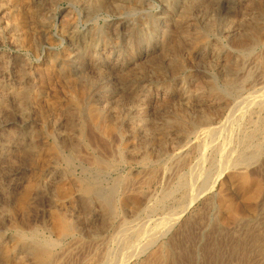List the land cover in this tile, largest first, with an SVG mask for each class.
<instances>
[{
  "label": "bare ground",
  "instance_id": "1",
  "mask_svg": "<svg viewBox=\"0 0 264 264\" xmlns=\"http://www.w3.org/2000/svg\"><path fill=\"white\" fill-rule=\"evenodd\" d=\"M45 1L47 2V4H48L47 6L49 8L54 9L53 6H54V2H56L55 0H45ZM71 1L77 3L84 10L83 12H85L86 16L93 15V12H95L96 10H98L100 8H105V7L107 8V4L111 5L112 7L116 8V9H118V8L123 9L127 13L128 12L134 13V11H136V12L140 11V9L142 7V5H141L142 0H71ZM15 2H18V5L19 4H24L26 6L28 5L27 7L30 8V11H28V13L24 11L23 16L29 17V19L33 18L34 21L31 20L33 23L35 22V19H37L39 22H42V21H44L45 18H44L43 10H41V8L37 5V4H39L38 2H35L37 4L32 3V5H31V3H29V1H27V0H0V39H3L2 42L8 41L9 43L14 45L15 47H18V46L22 45V43H21V41H22V39H21L22 38V35H21L22 30H20L18 22L13 21V18H12V16H14L16 13V11H12V9H14L12 6L15 4ZM159 2H160V6H161V11L159 13L145 14V13H142V12H144L143 10L141 11L142 14L139 15L138 14L139 12L137 13L139 15V18L134 19L135 21L133 22L134 23L133 24V33H134L135 37L137 38L136 44L138 42L142 43L145 41L150 42V43L151 42L156 43L157 39L162 40V41L165 40L166 34L164 32V29L162 30L163 27L161 28V25L166 21H171V24L172 23L175 24L174 27L177 31V39H178L177 44H176V42H174L176 44V48L180 49L182 47L183 48L189 47L190 48L189 51L193 53V58H191V59H194V60H196L197 58L202 56L199 58V61H198L199 64L197 66L198 68H196V67L195 68L198 71L197 73L207 72V69H209L212 64H215L214 62H219L218 61L219 60V53H220L221 48H222V46H221L222 43L220 44L219 39L217 38V33H218V35L224 34V36H225V34L230 32L229 29L232 28L231 27L232 25H230V24L233 22L234 17L232 20H230L232 18L230 16H232V15L229 16L230 17L229 19L225 15L224 16L226 18H223V19H215V17L213 19H211L215 14L212 17L210 16V18H208L209 16L205 17V14L203 15L204 11L201 8V10L203 11V12H201V10L199 8L201 0H159ZM221 2H227L229 4L234 5L235 2H238V0H208V4L210 5V8H211V6L216 7V6L220 5ZM43 3H45V2H43ZM260 4H261V2H260ZM152 5H154V4H152ZM222 5H224V4H222ZM257 6H258V4H257ZM261 7L263 8L262 5H261ZM16 8L17 7H15V9ZM44 8L45 7H43V9ZM142 9H144V8H142ZM21 10H19V12ZM216 10H213L212 12H214ZM208 11H209V9H208ZM96 12H98V11H96ZM262 12H260V13L262 14ZM67 13L69 14L68 11H67ZM20 14H22V13L20 12ZM47 14L49 15V13H47ZM46 15H45V17H46ZM138 15H137V17H138ZM234 15H235V13H234ZM20 16H22V15H20ZM217 16H220V15L217 14ZM217 16H216V18H217ZM224 16L222 15V17H224ZM254 16H256V15H254ZM241 17H243V16H241ZM16 18H18V17L16 16ZM58 20H59V18H58ZM26 23H27V21H26ZM250 23H251V21H250ZM69 24H70V22H69ZM30 25L31 24H29V26ZM32 25H34V24H32ZM45 25H46V23H45ZM73 26H75V25H73ZM37 27H38V25H37ZM131 27H132V25H131ZM247 27L249 28V25H247ZM253 27L254 28H252V31L255 33V35H258V33H261V35L264 36V33L262 34V32H263L262 28L263 27L261 28L260 25L256 26V27L254 25ZM237 28H239V27H237ZM26 29H28V28L26 27ZM35 29H36V27H35ZM74 29L70 30V33H69L71 41H72L71 43L73 44L71 49H72V51H75V50L78 51L79 43H80L79 42V35H81V34H78L79 32L75 31ZM104 29H105V27H104ZM39 30H40V28H39ZM39 30H38V32H39ZM90 30H91V28H90ZM90 30H88V31H90ZM93 31L95 32L93 34V36L89 37L88 40L86 39L87 41H85L84 43H80V44H82V46L96 48V46H97L96 38L98 37V34L100 35V32L97 31V29L96 30L94 29ZM176 31H174V34ZM28 32L29 31H27V33ZM102 32H103V30H102ZM166 32H167V30H166ZM32 33H34V31ZM91 34H92V32H91ZM170 36H172V38H173V35H170ZM30 37L31 36L28 35V38L26 39L29 43H31V40L29 39ZM221 38H220V40H221ZM98 39H100V38H98ZM170 39H171V37H170ZM223 39H224V37H223ZM249 39H251V37ZM260 41H264V40H260ZM139 43H138V45H139ZM74 44H76V46ZM253 44H254V42H253ZM163 45L165 46V44H163ZM249 46H250V44H249ZM167 47H165V48L167 49ZM174 47L175 46H173L172 48L174 49ZM227 47H230V46H227ZM247 47L248 46H246V48ZM244 48L245 47H243V49ZM248 48L246 50H248ZM141 49H142V47H141ZM160 49H161V47H160ZM166 49H163V50L165 51ZM243 49L241 50L242 53H243ZM260 49H262V48H260ZM184 50L185 49H183V51ZM69 51H70V49H69ZM176 51H175V54H176ZM186 52H188V51H186ZM238 52L240 53V49ZM244 52H245V50H244ZM255 52H257V51L255 50ZM258 52H259V50H258ZM260 52H259V55H260ZM79 53H78V55H79ZM252 53H253V51H252ZM8 54L5 57V59L8 57ZM153 54H154V52H153ZM156 54L158 55V53H156ZM67 55H68V53H67ZM71 55H72V57H71ZM71 55H70V57L69 56L67 57L66 55H64L63 58H61L63 65L66 66L67 68L72 65V62H73L72 58L78 57L77 54H76V56L73 54H71ZM20 57H19V59H20ZM164 57L166 58V56H164ZM164 57H163V59H164ZM176 57H174V58H176ZM180 57H182V55ZM244 57H245V55H244ZM254 57L255 56L253 55L252 58H254ZM49 58L52 59L51 57H49ZM143 58H146V56H144ZM252 58H250V59H252ZM260 58L261 57H259V59ZM12 59H15V57ZM137 59H136V61H138ZM91 60H92V58H91ZM94 60H96V59H94ZM159 60L160 59L158 58V61ZM249 60L247 57V63ZM175 61H177V60H175ZM191 61H193V60H191ZM10 62H12V61H10ZM50 62H51V60H50ZM93 62L95 63V61H93ZM128 62H129V60H128ZM145 62H148L147 59ZM211 62H213V63H211ZM252 62L255 63V59H253ZM258 62H259V60H258ZM136 63L139 64V62H136ZM174 63H176L175 67L173 66L175 70H173L172 74H175V72L180 70V67H181L180 63H178V62H174ZM249 63H250V61H249ZM17 64H19V63H17ZM155 65H156V63H155ZM136 66H137V64H136ZM139 66L141 69L142 68L144 69L145 65H144V63L141 64V62H140ZM99 67H101V65ZM129 67L128 68L126 67V68L129 69ZM255 67L256 66L253 67V71H254ZM261 67H262V65H261ZM10 68H9V71L6 72V73H8V75L10 72ZM73 68H74V65H73ZM101 68H103V67H101ZM101 68H100V71L103 70V69L101 70ZM165 68H166V66H165ZM215 68H216V66H215ZM234 68H235V66H234ZM143 69H142V71H143ZM145 69H146V66H145ZM97 70H98V68H97ZM162 70H164V69L162 68ZM168 70H169V68H168ZM11 71H12V69H11ZM65 71H67V70H65ZM153 71H155V69ZM230 71H232V70H230ZM260 71L258 72L259 74H260ZM17 72L15 71L14 73H16V75H17ZM47 72H48V70H47ZM125 72H127V70H125ZM192 72H194V70ZM256 72H254V73L256 74ZM10 73H12V72H10ZM19 73H20V71H19ZM244 73H246V71ZM250 73L252 75V71ZM221 74H222V72H221ZM225 74H227V73H224V75ZM231 74H232V76L235 75L233 73H231ZM26 75H27V73L25 74V76ZM77 75H79V74L76 73L74 70L72 72H68L66 74L68 79H72V80L79 77ZM195 75H196V73H195ZM13 76H14V74H13ZM80 76H82V75H80ZM7 77H9V76H7ZM20 77H21V75H20ZM22 77L24 78V76H22ZM83 77H84V75H83ZM128 77L129 76H126V78H128ZM177 77H179V76H177ZM218 77H219V75H218ZM225 77L226 76H224V79H225ZM165 78H167V77L165 76ZM207 78L208 77H206L205 79L207 80ZM246 78H247V76H246ZM171 79H173V78H171ZM184 79H185V77H184ZM186 79H188V75H187ZM211 79H212V77H211ZM211 79H208L209 81L207 83V89L204 88L205 90H207L208 94L216 93V90L218 89V87L216 86V84L214 82L211 83V81H210ZM224 79L222 81H224ZM227 79H228V77H227ZM240 79L242 80V78H240ZM250 79H251V77H250ZM58 80H61V79L59 78ZM72 80H70V82ZM174 80H177V79H174ZM78 81H80V78ZM189 81H191V79ZM186 82H187V80H186ZM195 82H197V81H195ZM240 82L241 81L238 80V83H240ZM37 83L40 84L39 81H37ZM190 83H193V82H190ZM225 83H227L224 86V88H225L224 91L226 93L225 92H222V93L230 95L229 96L230 97V103L228 104V108L230 109V107H232V110H235V114H236L235 118H233V119H235L234 121H233V119L230 120L231 118L230 119L227 118L230 120V122L232 121V123H230V124H228L229 122H227V123L223 122L222 124H220V123L217 124L216 123L217 121L215 122L214 118H212V116H211L212 114L210 115L211 117L204 114V115H200V118H198V117L194 118V119H191L190 117L186 118V117H188V116H186L187 114L184 115L185 112H184V114H182L183 112H179L178 110L176 111L177 112L176 114L174 113L175 116H173V117H171V115H170V114H172L171 112H170V114H168V117L170 115L171 118H168L167 116H166L167 117L166 118L164 116L165 119H163V120L161 119V117H159L157 120L152 119L153 121H151L146 117L148 115L145 116L146 113L144 114V112H143V105H144L143 103H144V100L146 99L144 91L141 94L138 93L137 97L134 96L135 99L132 98L133 102L131 101L132 102L131 104L127 103L130 106H128V109L126 111H124V109L122 108L124 111V112H122L123 114L118 116V115L114 114V113H117L116 111H114V112L111 111L113 117L110 113L111 118L106 119V116L105 115L103 116V114L98 109H96L95 107L89 108L83 104L85 99L84 100L82 99L83 100V102H82L81 98H80L81 95H82V97H84L83 95H85V93H86V92H84L83 87H82L83 90L79 89V94H73V95H70L69 97L63 95L65 98L67 97L63 101H61V100L59 101L58 99H60V98L57 95L56 96L58 98L56 97V98L51 99L50 104H52V106L54 105L53 106L54 108L57 105L63 104L64 108H65V112H66L65 115L66 114H67L66 116L69 115L70 118L72 116L73 120L71 118L72 129H70V131H69V128H68V131H69L68 133L65 132V131H67V129L64 130L63 127H62V130H64L65 133H61V132L57 133V132H55L56 129L54 130V132L51 129H50V131H49V129H47L48 130V131L46 130L47 135H48L47 137L50 136L52 140L49 142L47 141L46 144H41V143L37 142L36 141L37 138L35 140L33 139V134L39 135L40 133H35V132L33 133L32 130H27L26 128H25L26 130L24 129L21 132H16L14 130L15 129L14 127H11V129L14 128V129H12L13 130L12 131L9 128H6L8 125L7 122H2V123L0 122V163L1 162H3V163L10 162V164H12V165H19V166L21 164H28V165H32V166L34 165V167H35V172L33 171L35 173L34 177L32 176L33 177L32 179L28 178L30 180L29 181L27 180L28 182L26 181L27 183L26 182H25L26 184L24 183L25 186L23 185L24 186L23 189L19 191V195L17 196V202H16L17 206L15 207L12 205L14 208L13 211H15V213H12L13 211H9L8 207H6V210H8L9 212L7 211L6 214L2 212L3 210L0 211V222L2 223L1 224L2 227L0 226V264H168L169 257H170V249H169L170 245H167L166 242H163L162 241L163 238L161 239V237L165 236L164 234L167 231H169V229L172 227L175 220L178 218V216H180L179 214H181V212H183V210L187 207V205L189 203H191L195 198H197L200 194H202V192L210 189L215 184V182H217V180H221L222 172H224V176H225L226 181L234 182L236 190L238 192V196L240 199L242 198L241 200L244 201L245 207H244V205L242 207L240 204V209H239V204L237 202V198L235 196H232V194L230 195L229 193H226L225 189H222L221 190L222 192L220 191L221 193L218 195L219 207H220L221 214L227 215L230 219L231 218L236 219L239 214H242L241 212L248 214V212H250L251 210H254L251 203L252 202L254 203V200L257 199V197L261 195L264 188L262 189V186L260 183L261 180L260 181L255 180L256 178L252 179L249 175V172L247 171L248 169H246V168L248 165H249L248 166V168H249L250 165L254 162L260 163L259 161H261V160H259V158L264 152V83L259 84L260 82L255 83L252 81V83L250 84L248 82L250 84L251 89H249L250 94L246 95V96L241 91V89L243 87L241 88L240 84H238L237 82L232 80V78H231V80L229 79ZM48 84H49V82H48ZM51 84H53V83H51ZM77 84H78V82H77ZM167 84H168V82H167ZM180 84H181V82H180ZM184 84H182V86ZM33 85L29 86V85L23 84L22 86L20 85L21 87H16V86L12 87L9 83L5 82L4 80H0V114L4 113L3 110H6V107L11 102H13L15 104V112L17 111L16 114H18V115L20 114L21 117H25L26 112H28V107L34 99L33 98V96H34L33 95V87H32ZM147 85L149 87V84H147ZM242 85H244V83ZM35 86H36V84H35ZM92 86H93V83H92ZM87 87H88V85H87ZM77 88H80V87H77ZM244 88H245V85H244ZM72 89L73 88H71V90ZM139 89H141V88H139ZM148 89L149 88H147V90ZM204 89L202 88V86L201 87H193V88L191 86H188L186 88L187 94L184 98L185 100L181 99L183 102H181L180 104L184 103V101L189 100L190 96L193 93H197V92L202 93L204 91ZM35 90H37V89H35ZM86 90H87V88H86ZM117 90H119V89H117ZM77 91H78V89H77ZM135 91L138 92L137 90H135ZM179 91L181 92V90H179ZM208 94H207V96H208ZM35 95H36V93H35ZM87 97H88V95H87ZM36 98H38V97H36ZM63 98L61 97V99H63ZM127 98H128V96H127ZM212 98H213V96H212ZM213 99H215V98H213ZM216 99H220V98L216 97ZM170 100L171 99L167 100L168 103ZM173 100H174V98H173ZM221 100H219V101H221ZM87 101H89V100H87ZM126 101H127V99H126ZM213 102H214V100H213ZM217 102L218 101H216V103ZM225 102H227V101H225ZM225 102H223V103H225ZM172 103H175V102H172ZM112 104H113V102H112ZM206 104H207V101H206ZM41 105H42V103H41ZM30 106L34 107L35 105H30ZM165 106H166V103H165ZM169 106H171V105H169ZM207 106H208V104H207ZM224 106H227V105H224ZM35 107H37V105ZM60 107H61V105L59 106V108ZM86 107H87V109H86ZM173 107H174V104H173ZM221 107H219V108H221ZM44 108H45V106H44ZM59 108H57V110ZM171 108H170V111H171ZM217 108L218 107L214 108V109H216L215 111H217ZM219 108H218V110H219ZM36 109H38V107ZM122 109H121V111H122ZM203 109H201V110H203ZM32 110H33V108H32ZM182 110H184V108ZM223 110H224V107H223ZM236 110H237V112H236ZM105 111H106V109H105ZM209 111H210V108H209ZM120 112H118V114ZM162 112L164 113L166 111H162ZM172 112H174V111H172ZM201 112H203V111H201ZM224 112H227V111H224ZM44 113H46V112H44ZM166 113L164 115H166ZM186 113H187V110H186ZM215 113H217V112H215ZM215 113H214V115H215ZM206 114H207V112H206ZM218 114H216V117ZM225 114H227V113H225ZM39 115H41V114H39ZM220 115L221 114H219V117H220ZM158 116H161V115H158ZM192 117H194V115ZM224 117H225V115H224ZM3 119H5V118H3ZM56 119H58V118H56ZM56 119H55V122H56ZM6 120H8V119H5V121ZM25 120H24V123L25 122L27 124L30 123V122H28V119H25ZM58 121H59V123H61L60 120H58ZM63 122H64V120H63ZM214 122L217 125H215ZM68 123H70V121ZM68 123H66V124H68ZM86 124L88 125V127L89 126L92 127L93 128L92 130L95 131V133H99V134L102 133V136L104 134L108 135V134H113V133L118 135L120 142L118 141L119 144H117L115 146L113 145L115 148L114 149L115 150L114 151V153H115L114 158L113 157L110 158L109 156H107V155L105 156L104 154H103L104 156H101V154L100 155L99 154H92L89 158L87 157L88 158L87 160H82L81 158L76 156L74 149H76L75 146L77 144L79 145V143L82 142V144H81L82 146H84V145L87 146V141H86L87 139L83 137V133H86V132H83ZM22 126H24V125H22ZM31 126L32 125L30 124V127ZM59 128H60V126H59ZM65 128H67V127H65ZM19 130H21V129H19ZM57 130L60 131V129H57ZM222 131L224 133L223 137L221 139L217 138L219 135H221L220 133H222ZM176 132H177V134H176ZM44 134L46 135V133H44ZM92 135H90V136H92ZM40 136H41V134H40ZM109 136L110 135H108V137ZM103 137H105V136H103ZM176 137H177V139H176ZM40 138H39V140H41ZM89 138H91V137H89ZM108 139H111V138H108ZM176 140L179 143L177 146L175 145L177 142ZM93 141H94V138H93ZM88 142H89V140H88ZM90 143H91V141H90ZM112 144H114V143H112ZM109 145H111V144H109ZM209 145L212 148V150L209 154L210 156L207 158H203V156L205 155L204 151H206L205 149ZM94 146L95 145H93V147ZM96 146H98V145H96ZM97 148H99V147H97ZM83 149L85 150V147ZM100 149H101V147H100ZM90 150H91V148L88 151H90ZM109 150H111V149H109ZM103 152H105V151H103ZM79 153H81V151ZM95 153H96V151H95ZM101 153H102V151H101ZM89 154L90 153L85 154V155L87 156ZM79 156H80V154H79ZM83 157L85 159L84 155H83ZM254 164H256V163H254ZM124 166H126V167L128 166L130 168L129 170L131 171V174L135 173L134 171H140L139 175L137 173H135L134 175H129V173L128 174L123 173L122 170L124 169L123 168ZM136 166H138L139 168ZM0 167H1V165H0ZM75 167L79 168L78 173L74 172L76 169ZM32 170H33V168H32ZM129 170H125V171H129ZM158 173H161V175L164 178H165L164 175L168 174L167 179H166L167 181L165 183L162 182L163 185L160 184L163 187L162 188L159 187L160 189L157 192L153 193V192L147 191L146 185ZM8 175H7V177H8ZM161 175H159V176H161ZM0 178H1V176H0ZM11 179H12V177H11ZM157 179H158V177H157ZM161 179H163V178L161 177ZM161 181H163V180H161ZM218 187H220V186H218ZM123 190H124V193H122V194H125L126 191L127 192L133 191L135 194H138L139 196H138V198H137V196H136V198L135 197L132 198V197H127V194H125L126 197L124 195V198H122L123 196L120 198L119 194H121V192ZM2 191H4V190H2ZM39 193L40 194L48 193L47 197L49 195L52 197H54V195L58 196V197L62 196L63 198L65 197L70 203L75 202V205H77V210H78V208H81L83 211H85V213H83V214H85V220H86L85 222L86 223L88 222L90 225H91V223H94L95 228L97 226L96 224H98L100 226L101 231H99V230L96 231L95 229H93L91 227L89 229V231L85 232V233H88L87 236H90V239L92 238L91 240L89 239V243L87 244V242L84 239H82L84 241H77L78 240L77 233H78L79 227H78V230L76 228L78 226L77 225L78 222L75 224L74 223L75 221H73L74 220L73 218H72V221L69 220L66 213H63L62 211L60 212V210L56 211L54 208V211L52 210V213H51V218H50L51 221L48 220L49 214L47 215L46 224L44 223L45 224L44 229L49 231L48 233H50V234L54 233L55 237L52 238V237H49L47 235L45 236L44 234L41 233L42 229L40 230L39 229L40 227H38L35 223H33V221H31L32 218L30 217V214L32 213V202L34 201L33 198L34 197L36 198L37 194H39ZM230 193H232V192H230ZM8 194H9V192H8ZM235 195H237V194H235ZM9 196H10V194L8 195V199H11V198H9ZM50 196H49V199L51 198ZM215 196H216V194H215ZM41 198H42V196H41ZM44 198H46V197H44ZM36 199H39V198H36ZM55 199L57 200V198H55ZM50 202L51 203H49V205L52 207V205H54V202L51 201V199H50ZM4 203L6 204V202H4ZM55 203H58V202L55 201ZM64 203H65V201H64ZM70 203H68V204L70 205ZM68 204H66V205H68ZM14 205H15V203H14ZM3 206H6V205H3ZM56 207H57V205H56ZM61 207H62V204L60 205V208ZM74 207L75 206H73L72 208H74ZM241 207H242V209H241ZM37 209L38 208H36V209L34 208L35 212L38 211ZM51 209H49V213H50ZM41 210H39V211H41ZM64 210L67 211L66 208H64ZM69 210L71 211V209H69ZM73 211L71 213H73ZM78 211H77V215H78ZM253 213H254V211H253ZM14 214L20 215V217H19L20 219L19 220L16 219L18 217L15 215L16 216V218H15ZM69 215H70V213H69ZM31 216H33V214ZM79 216H80V213H79ZM76 218L77 217H75V219ZM225 218L226 217H224V218L222 217L221 221H224ZM70 219H71V217H70ZM21 220H23V221L21 222ZM33 220H36V219H33ZM218 220L220 221V219H218ZM229 220H227V221H229ZM236 222H234V223H236ZM36 223L39 224L38 222H36ZM227 223H225V224H227ZM221 224H224V223L221 222ZM80 226H82V225H80ZM99 226H97V229ZM80 228H82V227H80ZM204 229H205V227H204ZM204 229H202V230L204 231ZM48 233H46V234H48ZM187 235H185V236H187ZM95 236L96 237L99 236L98 239H96ZM191 236L189 239H192ZM68 238L71 242L70 243L71 245H68V246L65 245L64 247L60 248V246L62 245V244L60 245V241H62V239H68ZM87 238H89V237H87ZM92 240H94L93 244L91 242ZM8 241H9V244L7 243ZM184 241H185V238H184L183 242ZM167 243H168V241H167ZM190 243H191V241H190ZM194 243H196V241H194ZM211 244H213V242ZM211 244L207 245L208 247H205V248H203V246H202V248L204 249L202 252L205 251V254H207V253L209 254V251L211 249ZM153 245H155L154 249L149 250L150 246L152 247ZM216 245H217V243H216ZM217 246H213L214 248L216 247L215 249H213V252H215L214 253L215 254V256H214L215 260L216 259L219 260L218 261L219 264H225L224 261H222V258L224 255L222 252L223 248L221 247L220 249H218L219 247L217 248ZM173 247H175V246H173ZM173 247H171V248H173ZM179 247H180V245H179ZM73 250H75L79 253H82V252L83 253L75 255ZM176 250L177 249H175V251ZM192 256H194V255H192ZM198 256L199 255L197 254L196 257H198ZM179 257H180V255H179ZM174 259H176V258H174ZM208 259H210V258H208ZM198 261H199V259H198ZM195 263H197V262H195ZM174 264H175V262H174ZM180 264H181V262H180Z\"/></svg>",
  "mask_w": 264,
  "mask_h": 264
},
{
  "label": "rangeland",
  "instance_id": "2",
  "mask_svg": "<svg viewBox=\"0 0 264 264\" xmlns=\"http://www.w3.org/2000/svg\"><path fill=\"white\" fill-rule=\"evenodd\" d=\"M29 1V3H34L37 4L35 2H38L39 4H37L41 10H43L44 12V21L39 22L37 19H35V22L33 23L32 21H34V19H29V17H24V11L28 13V11H30V8L27 7L24 4H19L18 2H15V4L12 6L14 9L15 7H17L15 10L12 9V11H16L15 15L12 16L13 21L18 22L19 28L20 30H22V45L15 47L14 45H12L11 43H9L8 41H3V39H0V80H4L5 82L9 83L12 87H21L23 84L24 85H33V101L30 103V105H37L38 109H36L37 107H31L29 105L28 107V112H26L25 117H21V115L16 114L17 111L15 112V104L13 102H11L7 107L6 110H3L4 113L0 114V122H7V127L10 130L14 129L16 132H21L23 131L25 128L27 130H32L33 133H40L39 135H35L33 134V139L36 141L41 143V144H46L47 141H51V137H47V132L46 130L50 129L54 132V130L56 129L55 132L59 133H68L70 131V129H72L71 126V122L73 120L72 116V120L71 118L65 115V108L63 104L61 105V109L59 108L60 105H57L55 108L52 106L51 103V99L52 98H56L57 96L60 98L58 99L59 101H63L65 100L67 97H69L70 95L73 94H79V89L83 90L85 95H83L84 97H82L81 95V101L83 102V104L89 108L95 107L96 109H98L103 116H106L107 118H111L110 116L112 115V112L116 111L117 113H114L115 115H121L123 114L122 112L126 111L128 109V106H130L129 104H131L133 102V99H135V97L138 96V93L141 94L143 91L145 92V99L144 100V105H143V112L149 120L153 121L152 119L157 120L159 117H161V119H165V117H168V114H170V112L173 114H170L171 117L175 116V114L177 113L176 111L178 110L179 112H183L182 114H185L186 118H200V115H207V116H212V118H214V121L218 124H222L223 122H229L228 124L232 123V121L230 122V120H232L233 118H235L236 114H235V110H232V107H230V109L228 108V104L230 103V95L225 94L226 92L224 91V86L227 84L225 82H227L229 79L234 80L235 82L238 83V80L241 81L240 86H241V91L244 93V95H249L250 91V84L253 82H260L259 84H263L264 83V41H260V40H264V36L261 35V33H258V35H255V33L252 31V28H254L253 26H261V28L263 29L262 34L264 33V0H238V2H235V4H229L227 2H221L220 5L213 7L208 4V0H201L200 3V10L202 8L203 15L205 14V17L210 18V16L212 17L214 14V16L211 18L213 19L215 17V19H223L228 17V19L230 17H232L230 20L233 19V22L230 24L232 25L231 29H229L230 32H228L227 34L222 35H218L217 33V38L219 39L220 44L222 43V48L221 51L219 53V62H214L215 64H212L210 66L209 69H207V72H201V73H197L198 71L196 70V68H198V64H199V58L202 57L200 56L199 58H197L196 60L191 59L193 58V53L189 51V47L186 48H176V44H177V31L174 27V23L171 24V21H166L161 25L162 30L164 29V32L166 34V38L165 40H159V39H155L156 43H150V42H142V43H138L136 44V37L133 33V22L135 21L134 19H138L139 15L142 13L145 14H154V13H159L161 11V6H160V2L159 0H142V7L140 9V11H134V13L132 12H126L123 9H116L114 7H112L111 5L107 4V8H100L96 11L98 12H93V15L91 16H86L85 12H83L84 10L75 2L71 1V0H55L56 2H54V9L49 8L47 5V2L45 0H27ZM146 1V2H145ZM45 2V3H43ZM151 2V3H150ZM203 2V3H202ZM248 2V3H247ZM258 2V3H257ZM261 2V4H260ZM144 3V4H143ZM250 3V4H249ZM43 4V5H42ZM45 4V5H44ZM154 4V5H152ZM224 4V5H222ZM238 4V5H237ZM244 4V5H243ZM247 4V5H246ZM252 4V5H251ZM255 4V5H254ZM258 4V6H257ZM17 5V6H16ZM21 5V6H20ZM72 5V6H71ZM208 7H207V6ZM232 5V6H231ZM246 5V6H245ZM261 5L263 6V8L261 7ZM21 8H20V7ZM26 6V7H25ZM109 6V7H108ZM144 6V7H143ZM43 7H45L43 9ZM75 7V8H74ZM246 7V8H245ZM48 8V9H47ZM144 8V9H142ZM209 11H208V9ZM235 8V9H234ZM18 9V10H17ZM23 11H22V10ZM26 9V10H25ZM69 9V10H68ZM111 9V10H110ZM148 9V10H147ZM205 9V10H204ZM218 11H217V10ZM243 9V10H242ZM19 10H21L20 12L22 14H20ZM72 10V11H71ZM77 10V11H76ZM144 11L141 13V11ZM213 10H216L214 12H212ZM67 11L69 12V14L67 13ZM81 13H80V12ZM110 11V12H109ZM206 11V12H205ZM263 11V12H262ZM22 16H20L18 13ZM49 13V15L47 13ZM109 12V13H108ZM113 12V13H112ZM139 12V13H138ZM151 12V13H150ZM211 14H210V13ZM231 12V13H230ZM262 12V14L260 13ZM42 13V12H41ZM47 15H46V14ZM96 15H95V14ZM107 13V14H106ZM139 15H138V14ZM235 13V15H234ZM244 13V14H243ZM251 13V14H250ZM55 14V15H54ZM60 14V15H59ZM67 14V15H66ZM73 14V15H72ZM82 16H81V15ZM220 15V16H217ZM228 14V15H227ZM46 15V17H45ZM120 15V16H119ZM129 15V16H128ZM131 15V16H130ZM138 15V17H137ZM222 15L224 17H222ZM232 15V16H230ZM238 17H237V16ZM256 15V16H254ZM16 16L18 18H16ZM68 16V17H67ZM72 16V17H71ZM97 16V17H96ZM217 16V18H216ZM230 16V17H229ZM240 16V17H239ZM243 16V17H241ZM65 17V18H64ZM89 17V18H88ZM106 17V18H105ZM131 17V18H130ZM137 17V18H136ZM59 18V20H58ZM88 18V19H87ZM126 18V19H125ZM244 18V19H243ZM246 18V19H245ZM257 18V19H256ZM261 18V19H260ZM49 19V20H48ZM64 19V20H63ZM133 19V20H132ZM32 20V21H31ZM66 20V21H65ZM128 20V21H127ZM253 20V21H252ZM263 20V21H262ZM27 21V23H26ZM64 21V22H63ZM90 21V22H89ZM241 23H240V22ZM251 21V23H250ZM21 22V23H20ZM29 22V23H28ZM67 22V23H66ZM70 22V24H69ZM72 22V23H71ZM130 22V23H129ZM38 23V24H37ZM46 23V25H45ZM61 23V24H60ZM235 23V24H234ZM240 23V24H239ZM29 24H31L29 26ZM34 24V25H32ZM38 27H37V25ZM63 24V25H62ZM245 24V25H244ZM72 25V26H71ZM75 25V26H73ZM89 25V26H88ZM94 25V26H93ZM132 25V27H131ZM167 25V26H166ZM247 25H249V28L247 27ZM36 29H35V27ZM40 26V27H39ZM70 26V27H69ZM99 26V27H98ZM169 26V27H168ZM23 27V28H22ZM25 27V28H24ZM26 27L28 29H26ZM62 27V28H61ZM95 27V28H94ZM98 27V28H97ZM105 27V29H104ZM166 27V28H165ZM171 27V28H170ZM239 27V28H237ZM245 27V28H244ZM247 27V28H246ZM32 28V29H31ZM40 28V30H39ZM75 28V29H74ZM91 28V30H90ZM25 31H24V30ZM39 32H38V30ZM74 29L75 31L79 32V42L80 43H84L85 41H87L89 39V37L93 36V34L95 33L93 30L97 29V31L100 32V35L98 34V37L96 38L97 41V46L96 48H91V47H85L82 46V44L79 43V48L78 51H72L71 47L73 46V44L71 43V38H70V30ZM99 29V30H98ZM169 29V30H168ZM233 29V30H232ZM90 30V31H88ZM103 30V32H102ZM167 30V32H166ZM248 30V31H247ZM24 31V32H23ZM27 31H29L27 33ZM34 31V33L32 32ZM64 31V32H63ZM69 31V32H68ZM173 31V32H172ZM174 31L175 34H174ZM235 31V32H234ZM246 33H245V32ZM31 32V33H30ZM92 32V34H91ZM125 32V33H124ZM253 32V33H252ZM40 33V34H39ZM87 33V34H86ZM249 33V34H248ZM31 36L29 39L31 40V43H29L26 39L28 38V35ZM31 34V35H30ZM34 34V35H33ZM48 34V35H47ZM85 34V35H84ZM102 34V35H101ZM128 34V35H127ZM247 34V35H246ZM27 35V36H26ZM51 35V36H50ZM90 35V36H89ZM108 35V36H107ZM132 35V36H131ZM168 35V36H167ZM173 35V38L172 36ZM228 35V36H227ZM244 35V36H243ZM34 36V37H33ZM42 36V37H41ZM247 36V37H246ZM253 36V37H252ZM53 37V38H52ZM88 37V38H87ZM171 37V39H170ZM176 37V38H175ZM222 37V38H221ZM224 37V39H223ZM238 37V38H237ZM251 37V39L249 38ZM56 38V39H55ZM100 38V39H98ZM104 38V39H103ZM221 38V40H220ZM33 39V40H32ZM87 39V40H86ZM242 39V40H241ZM260 39V40H259ZM26 42H25V41ZM57 40V41H56ZM82 42H81V41ZM106 40V41H105ZM172 40V41H171ZM228 40V41H227ZM250 40V41H249ZM168 41V42H167ZM248 41V42H247ZM160 42V43H159ZM176 42V44L174 43ZM229 42V43H228ZM234 42V43H233ZM244 42V43H243ZM251 42V43H250ZM254 42V44H253ZM259 42V43H258ZM25 43V44H24ZM38 43V44H37ZM144 43V44H143ZM263 43V44H262ZM32 44V45H31ZM165 44V46L163 45ZM172 44V45H171ZM250 44V46H249ZM30 45V46H29ZM76 46V44H74ZM150 45V46H149ZM248 46V50H246V46ZM256 47H255V46ZM14 46V47H13ZM156 46V47H155ZM168 46V47H167ZM173 46L174 49L172 48ZM224 46V47H223ZM230 46V47H227ZM29 47V48H28ZM142 47V49H141ZM161 47V49H160ZM167 47V49L165 48ZM243 47H245L243 49ZM253 47V48H252ZM17 48V49H16ZM32 48V49H31ZM132 48V49H131ZM150 48V49H149ZM236 48V49H235ZM243 49V53L241 52V50ZM262 48V49H260ZM34 49V50H33ZM70 49V51H69ZM163 49H166L165 51ZM178 49V50H177ZM183 49H185L183 51ZM240 49V53L238 52ZM252 49V50H251ZM260 55H259V52ZM11 50V51H10ZM163 50V51H162ZM177 50V51H176ZM245 50V52H244ZM251 52H250V51ZM255 50L257 52H255ZM27 51V52H26ZM33 51V52H32ZM68 51V52H67ZM72 51V52H71ZM92 51V52H91ZM143 51V52H142ZM168 51V52H167ZM174 51V52H173ZM176 51V54H175ZM182 51V52H181ZM188 51V52H186ZM233 51V52H232ZM253 51V53H252ZM7 52V53H6ZM81 54H80V53ZM130 52V53H129ZM154 52V54H153ZM181 52V53H180ZM250 54H249V53ZM9 53V54H8ZM20 53V54H19ZM66 53V54H65ZM68 53V55H67ZM79 53V55H78ZM93 53V54H92ZM97 53V54H96ZM140 53V54H139ZM145 53V54H144ZM158 53V55L156 54ZM161 53V54H160ZM164 53V54H163ZM170 53V54H169ZM192 53V54H191ZM234 53V54H233ZM245 53V54H244ZM252 53V54H251ZM262 53V54H261ZM6 54V55H5ZM8 57L5 59V57ZM73 54L78 57L72 58L73 62L72 65L70 67H66L63 65L61 58H63L64 55H66L67 57ZM132 54V55H131ZM163 54V55H162ZM185 54V55H184ZM16 55V56H15ZM49 55V56H48ZM151 55V56H150ZM157 55V56H156ZM166 56V58L163 57ZM182 55V57L180 56ZM187 55V56H186ZM233 55V56H232ZM245 55V57H244ZM250 57H249V56ZM253 55L255 56L254 58ZM21 56V57H20ZM60 56V57H59ZM133 56V57H132ZM137 56V57H136ZM141 56V57H140ZM144 56H146V58H143ZM149 56V57H148ZM161 56V57H160ZM169 56V57H168ZM177 56V57H176ZM190 56V57H189ZM239 56V57H238ZM243 56V57H242ZM15 59H12L14 58ZM20 57V59H19ZM49 57H51L52 59H50ZM56 57V58H55ZM72 57V55H71ZM151 57V58H150ZM157 59H156V58ZM176 57V58H174ZM247 57L248 60L250 58L248 63H247ZM259 57H261L259 59ZM10 58V59H9ZM30 58V59H29ZM77 58V59H76ZM92 58V60H91ZM134 58V59H133ZM138 58V59H137ZM150 58V59H149ZM158 58L160 59L158 61ZM163 60H162V59ZM168 58V59H167ZM174 58V59H173ZM230 58V59H229ZM237 58V59H236ZM244 58V59H243ZM4 59V60H3ZM55 59V60H54ZM75 59V60H74ZM96 59V60H94ZM99 59V60H98ZM136 59L138 61H136ZM143 59V60H142ZM147 59L148 62H145ZM167 59V60H166ZM189 59V60H188ZM255 59V63L252 62V60ZM2 60V61H1ZM14 60V61H13ZM24 60V61H23ZM29 60V61H28ZM51 60V62H50ZM129 60V62H128ZM177 60V61H175ZM193 60V61H191ZM259 60V62H258ZM12 61V62H10ZM23 61V62H22ZM95 61V63L93 62ZM162 61V62H161ZM173 61V62H172ZM180 61V62H179ZM57 62V63H56ZM136 62H139L136 63ZM140 62L141 64L144 63V69L142 71V69L140 68ZM158 62V63H157ZM174 62H178L180 63V70L176 71L175 74L173 73L175 64ZM187 62V63H186ZM243 62V63H242ZM252 62V63H251ZM7 63V64H6ZM15 63V64H14ZM19 63V64H17ZM62 63V64H61ZM135 65H134V64ZM156 63V65H155ZM165 63V64H164ZM184 63V64H183ZM197 63V64H196ZM213 63V62H211ZM238 63V64H237ZM257 63V64H256ZM2 64V65H1ZM13 64V65H12ZM25 66H24V65ZM27 64V65H26ZM137 64V66H136ZM149 64V65H148ZM152 64V65H151ZM163 64V65H162ZM195 64V65H194ZM242 64V65H241ZM255 64V65H254ZM259 64V65H258ZM11 67H9V66ZM20 67H19V66ZM50 65V66H49ZM74 65V68H73ZM98 65V66H97ZM101 65V67H99ZM166 68H165V66ZM171 65V66H170ZM241 65V66H240ZM259 67H258V66ZM262 65V67H261ZM5 66V67H4ZM8 66V67H7ZM16 66V67H15ZM18 66V67H17ZM47 66V67H46ZM55 66V67H54ZM64 66V67H63ZM95 66V67H94ZM130 66V67H129ZM135 66V67H134ZM170 66V67H169ZM174 66V67H173ZM216 66V68H215ZM228 66V67H227ZM233 66V67H232ZM235 66V68H234ZM245 66V67H244ZM256 66L254 68L253 71V67ZM23 67V68H22ZM27 67V68H26ZM98 70H97V68ZM129 67V69L127 68ZM132 67V68H131ZM196 67V68H195ZM239 67V68H238ZM10 68V73L9 75L8 72ZM29 68V69H28ZM33 68V69H32ZM56 68V69H55ZM70 68V69H69ZM100 68L102 71H100ZM131 68V69H130ZM137 68V69H136ZM150 68V69H149ZM162 68L164 70H162ZM169 68V70H168ZM173 68V69H172ZM232 68V69H231ZM239 70H238V69ZM12 69V71H11ZM16 69V70H15ZM150 71H149V70ZM155 69V71H153ZM236 69V70H235ZM242 69V70H241ZM247 69V70H246ZM251 69V70H250ZM3 70V71H2ZM20 73H19V71ZM27 70V71H26ZM30 72H29V71ZM38 70V71H37ZM48 70V72H47ZM62 70V71H61ZM67 70V71H65ZM75 71L76 73H78L79 77H77L76 79H68V77L66 76V74L68 72H72ZM125 70H127V72H125ZM135 72H134V71ZM142 72H141V71ZM146 70V71H145ZM194 70V72H192ZM230 73H228L227 71ZM232 70V71H230ZM250 70V71H249ZM260 71V74L258 73ZM17 72L16 73L14 72ZM34 71V72H33ZM54 71V72H53ZM56 71V72H55ZM100 71V72H99ZM124 71V72H123ZM172 71V72H171ZM212 71V72H211ZM225 71V72H224ZM237 71V72H236ZM243 71V72H242ZM246 71V73H244ZM252 71V75L251 72ZM257 71V72H256ZM102 72V73H101ZM121 72V73H120ZM129 72V73H128ZM222 72V74H221ZM239 72V73H238ZM256 72V74L254 73ZM27 73V75L25 76V74ZM39 73V74H38ZM43 73V74H42ZM53 73V74H52ZM126 73V74H125ZM169 75H168V74ZM188 73V74H187ZM196 73V75H195ZM224 73H227L224 75ZM235 74L234 76H232V74ZM259 75H258V74ZM14 74V76H13ZM19 74V75H18ZM51 74V75H50ZM136 74V75H135ZM140 74V75H139ZM171 74V75H170ZM185 74V75H184ZM193 74V75H192ZM239 74V75H238ZM21 75V77H20ZM44 75V76H43ZM58 75V76H57ZM82 75V76H80ZM84 75V77H83ZM86 75V76H85ZM143 75V76H142ZM179 77H177V76ZM188 75V79L190 78L191 81H189L188 79H186ZM195 75V76H194ZM202 75V76H201ZM207 75V76H206ZM219 75V77H218ZM242 77H241V76ZM251 75V76H250ZM2 76V77H1ZM6 76V77H5ZM9 76V77H7ZM12 76V77H11ZM18 76V77H17ZM24 76V78L22 77ZM36 76V77H35ZM43 76V77H42ZM126 76H129L128 78H126ZM160 78H159V77ZM165 76L167 78H165ZM176 76V77H175ZM190 76V77H189ZM215 76V77H214ZM224 76L225 79H224ZM247 76V78H246ZM256 76V77H255ZM35 77V78H34ZM42 77V78H41ZM51 77V78H50ZM134 77V78H133ZM136 77V78H135ZM185 77V79H184ZM206 77L207 80L205 79ZM212 77V79H211ZM228 77V79H227ZM249 77V78H248ZM251 77V79H250ZM259 77V78H258ZM11 78V79H10ZM45 78V79H44ZM53 78V79H52ZM61 80H58V79ZM80 78V81H78ZM143 78V79H142ZM158 80H157V79ZM162 78V79H161ZM173 78V79H171ZM182 80H181V79ZM194 78V79H193ZM238 78V79H237ZM242 78V80L240 79ZM244 78V79H243ZM246 78V79H245ZM49 79V80H48ZM69 81H68V80ZM84 79V80H83ZM88 79V80H87ZM133 81H132V80ZM177 79V80H174ZM180 79V80H179ZM184 79V80H183ZM193 79V80H192ZM197 79V80H196ZM208 79H211V83H215L216 86L218 87V89L216 90V93L213 94H208L207 93V83H208ZM217 79V80H216ZM224 79V81H222ZM236 79V80H235ZM260 79V80H259ZM12 80V81H11ZM23 80V81H22ZM26 80V81H25ZM32 80V81H31ZM65 80V81H64ZM67 80V81H66ZM70 80H72L70 82ZM93 80V81H92ZM152 80V81H151ZM187 80V82H186ZM204 80V81H203ZM216 80V81H215ZM245 80V81H244ZM255 80V81H254ZM257 80V81H256ZM22 81V82H21ZM25 81V82H24ZM37 81H39L40 84L37 83ZM54 81V82H53ZM56 81V82H55ZM87 81V82H86ZM136 83H135V82ZM174 81V82H173ZM181 84H180V82ZM189 81V82H188ZM197 81V82H195ZM49 82V84H48ZM66 82V83H65ZM74 82V83H73ZM78 82V84H77ZM83 84H82V83ZM85 82V83H84ZM93 86H92V83ZM139 82V83H138ZM168 82V84H167ZM170 82V83H169ZM193 82V83H190ZM218 82V83H217ZM246 82V83H245ZM250 84H249V83ZM26 83V84H25ZM33 83V84H32ZM53 83V84H51ZM60 83V84H59ZM97 83V84H96ZM142 83V84H141ZM144 83V84H143ZM161 83V84H160ZM163 83V84H162ZM165 83V84H164ZM176 83V84H175ZM185 83V84H184ZM244 83V85H242ZM249 85H248V84ZM36 84V86H35ZM66 84V85H65ZM82 84V85H81ZM90 84V85H89ZM138 84V85H137ZM149 84V87L148 85ZM182 84H184L182 86ZM188 84V85H187ZM199 84V85H198ZM201 84V85H200ZM222 84V85H221ZM258 84V85H259ZM21 85V86H20ZM40 85V86H39ZM54 85V86H53ZM65 85V86H64ZM73 85V86H72ZM80 85V86H79ZM88 85V87H87ZM141 85V86H140ZM168 85V86H167ZM180 85V86H179ZM194 85V86H193ZM35 86V87H34ZM52 86V87H51ZM56 86V87H55ZM68 86V87H67ZM86 86V87H85ZM111 86V87H110ZM167 86V87H166ZM188 86L193 87H201L204 89V91L201 92H197V93H193L189 100L184 101V103L180 104L181 102H183L182 100H185V96L187 94V90L186 88ZM247 86V87H246ZM38 87V88H37ZM70 87V88H69ZM75 87V88H74ZM80 87V88H77ZM83 87V89H82ZM85 87V88H84ZM120 87V88H119ZM185 87V88H184ZM52 88V89H51ZM57 88V89H56ZM63 88V89H62ZM71 88H73L71 90ZM78 91H77V89ZM87 88V90H86ZM90 88V89H89ZM107 88V89H106ZM141 88V89H139ZM147 88H149L147 90ZM183 90H182V89ZM37 89V90H35ZM119 89V90H116ZM163 89V90H162ZM245 91H244V90ZM54 90V91H53ZM65 90V91H64ZM68 92H67V91ZM93 90V91H92ZM98 90V91H97ZM135 90H137L138 92H136ZM146 90V91H145ZM174 90V91H173ZM181 90V92L179 91ZM219 90V91H218ZM35 91V92H34ZM70 91V92H69ZM140 91V92H139ZM219 93H218V92ZM221 91V92H220ZM152 92V93H151ZM225 92V93H222ZM36 93V95H35ZM38 93V94H37ZM69 93V94H68ZM66 94V95H65ZM104 94V95H103ZM128 94V95H127ZM137 94V95H136ZM176 94V95H175ZM184 96H183V95ZM200 94V95H199ZM204 94V95H203ZM208 94V96H207ZM57 95V96H56ZM67 96L66 98L64 96ZM88 95V97H87ZM103 95V96H102ZM179 95V96H178ZM181 95V96H180ZM218 95V96H217ZM221 95V96H220ZM105 96V97H104ZM128 96V98H127ZM135 96V97H134ZM215 98L213 99L212 98ZM215 96V97H214ZM228 96V97H227ZM38 97V98H36ZM46 97V98H45ZM51 97V98H50ZM57 97V98H58ZM61 97L63 99H61ZM87 97V98H86ZM93 97V98H92ZM119 99H118V98ZM131 97V98H130ZM181 97V98H180ZM211 99H210V98ZM216 97L220 98V99H216ZM40 98V99H39ZM102 98V99H101ZM104 98V99H103ZM133 98V99H132ZM174 98V100H173ZM178 98V99H177ZM192 98V99H191ZM223 98V99H222ZM39 99V100H38ZM50 99V100H49ZM83 99V100H82ZM127 99V101H126ZM169 103L167 100H169ZM182 99V100H181ZM198 99V100H197ZM223 101H222V100ZM38 100V101H37ZM41 100V101H40ZM46 100V101H45ZM89 100V101H87ZM112 100V101H111ZM117 100V101H116ZM179 100V101H178ZM214 100V102H213ZM221 100V101H219ZM91 101V102H90ZM104 101V102H103ZM132 101V102H131ZM167 101V102H166ZM177 101V102H176ZM207 101V104H206ZM209 101V102H208ZM216 101H218L216 103ZM227 101V102H225ZM36 102V103H35ZM40 102V103H39ZM90 102V103H89ZM93 102V103H92ZM113 102V104H112ZM175 102V103H172ZM179 102V103H178ZM186 102V103H185ZM212 102V103H211ZM225 102V103H223ZM42 103V105H41ZM107 103V104H106ZM116 103V104H115ZM129 103V104H127ZM166 103V106H165ZM220 103V104H219ZM222 103V104H221ZM40 104V105H39ZM47 104V105H46ZM92 104V105H91ZM104 104V105H103ZM127 104V105H126ZM174 104V107H173ZM179 104V105H178ZM214 104V105H213ZM118 105V106H117ZM171 105V106H169ZM201 105V106H200ZM212 105V106H211ZM223 105V106H222ZM227 105V106H224ZM41 106V107H40ZM45 106V108H44ZM125 106V107H124ZM185 106V107H184ZM222 106V107H221ZM12 107V108H11ZM86 107V109H87ZM99 107V108H98ZM116 109H115V108ZM145 107V108H144ZM167 107V108H166ZM172 107V108H171ZM177 107V108H176ZM216 107H221L217 108V111H215ZM224 107V110H223ZM8 108V109H7ZM33 108V110H32ZM57 108H59L57 110ZM101 108V109H100ZM124 111H123V109ZM171 108V111H170ZM175 108V109H174ZM184 108V110H182ZM204 108V109H203ZM210 108V111H209ZM212 108V109H211ZM49 109V110H48ZM64 109V110H63ZM104 109V110H103ZM106 109V111H105ZM120 109V110H119ZM122 109V111H121ZM166 109V110H165ZM203 109V110H201ZM31 110V111H30ZM36 112H35V111ZM40 110V111H39ZM57 110V111H56ZM102 110V111H101ZM119 110V111H118ZM187 110V113H186ZM198 110V111H197ZM209 112H208V111ZM213 110V111H212ZM221 110V111H220ZM232 112H231V111ZM2 111V112H3ZM13 111V112H12ZM43 111V112H42ZM50 111V112H49ZM59 111V112H58ZM64 111V112H63ZM112 111V112H111ZM121 111V112H120ZM162 111H168L166 112H162ZM174 111V112H172ZM203 111V112H201ZM220 113H219V112ZM227 111V112H224ZM34 112V113H33ZM41 112V113H40ZM46 112V113H44ZM64 114H63V113ZM107 112V113H106ZM118 112H120L118 114ZM162 112V113H161ZM207 112V114H206ZM217 112V113H215ZM237 112V110H236ZM31 113V114H30ZM60 113V114H59ZM105 113V114H104ZM111 113V115H110ZM166 113V115H164ZM175 113V114H174ZM215 113V115H214ZM220 117H219V114ZM227 113V114H225ZM31 116H30V115ZM36 114V115H35ZM41 114V115H39ZM50 114V115H49ZM58 114V115H57ZM101 114V115H102ZM156 114V115H155ZM192 114V115H191ZM216 114L217 117H216ZM235 114V115H234ZM6 115V116H5ZM19 117H18V116ZM161 115V116H158ZM169 115L168 118H171ZM194 115V117H192ZM225 115V117H224ZM9 116V117H8ZM43 118H42V117ZM45 116V117H44ZM57 116V117H56ZM61 116V117H60ZM66 116V117H65ZM109 116V117H108ZM152 116V117H151ZM165 116V117H164ZM210 116V117H211ZM21 117V118H20ZM30 119H29V118ZM63 117V118H62ZM113 117V115H112ZM157 117V118H156ZM166 117V118H167ZM209 117V118H210ZM8 119L5 121V119ZM28 119V122H30L29 124H27L26 122L24 123V120ZM58 118V119H56ZM70 118V119H69ZM104 118V117H103ZM151 118V119H150ZM217 118V119H216ZM227 118H231L230 120ZM21 119V120H20ZM56 119V122H55ZM220 119V120H219ZM224 119V120H223ZM31 120V121H30ZM41 120V121H40ZM61 121V123H59V121ZM64 120V122H63ZM223 120V121H222ZM235 119H233L234 121ZM26 121V120H25ZM70 121V123H68ZM10 122V123H9ZM54 122V123H53ZM214 122V123H215ZM24 123V124H23ZM59 123V124H58ZM68 123V124H66ZM213 123V124H214ZM215 123V125H217ZM30 124L33 126L30 127ZM70 124V125H69ZM219 124V125H220ZM24 125V126H22ZM26 125V126H25ZM47 125V126H46ZM57 125V126H56ZM52 126V127H51ZM60 126V128H59ZM11 127H14L11 129ZM30 127V128H29ZM49 127V128H48ZM62 127L65 129H67V131L64 132V130H62ZM67 127V128H65ZM17 128V129H16ZM32 128V129H31ZM41 128V129H40ZM69 128V131H68ZM91 128V129H90ZM21 129V130H19ZM25 129V130H26ZM57 129H60L57 130ZM92 127H88V125L86 124L83 132V137L86 138L87 140V146H82V142L79 143V145L77 144L75 146L76 149H74L76 156H78L79 158H81L82 160H87L92 154H101V156H109L111 157H115V153H114V146L119 144V137L116 134H108L110 135L108 137V135L104 134L103 136H107L106 138L102 136V133H95V131L92 130ZM18 130V131H17ZM40 130V131H39ZM13 131V130H12ZM48 131V130H47ZM46 133V135L44 134ZM86 134V135H85ZM93 134V135H92ZM177 134V132H176ZM221 135H219L217 138H222L223 137V131L222 133H220ZM35 135V136H34ZM92 135V136H90ZM46 136V137H45ZM87 136V137H86ZM41 137V138H40ZM91 137V138H89ZM114 137V138H113ZM39 138L41 140H39ZM94 138V141H93ZM101 138V139H100ZM105 138V139H104ZM111 138V139H108ZM113 138V139H112ZM92 139V140H91ZM177 139V137H176ZM89 140V142H88ZM109 140V141H108ZM91 141V143H90ZM113 141V142H112ZM119 141V142H118ZM177 141V140H176ZM110 142V143H109ZM90 143V144H89ZM114 143V144H112ZM111 144V145H109ZM174 144V143H173ZM178 141L176 142V146L178 145ZM91 147H90V146ZM93 145H95L93 147ZM98 145V146H96ZM111 147H109V146ZM114 145V146H113ZM89 146V147H88ZM103 146V147H102ZM85 147V150L83 148ZM99 147V148H97ZM101 147V149H100ZM82 148V149H81ZM87 148V149H86ZM91 148L90 151H88ZM95 150H94V149ZM104 148V149H103ZM111 149V150H109ZM206 151H204V156L203 158H207L210 155V152L212 150L211 146L209 145L206 149ZM81 151V153H79ZM85 151V152H84ZM96 151V153H95ZM98 151V152H97ZM102 151V153H101ZM105 151V152H103ZM83 152V153H82ZM112 152V153H111ZM206 152V153H205ZM80 156H79V154ZM89 155H85L88 154ZM85 156V159L83 157V155ZM104 154V155H103ZM114 154V155H113ZM111 155V156H110ZM196 155V154H195ZM264 152L263 154L260 156L259 161L258 162H254L250 165V169H248L247 171L249 172V175L252 179L255 180H261V186L262 189L264 188ZM191 156V155H190ZM206 156V157H205ZM83 157V158H82ZM88 157V158H87ZM194 160V159H193ZM206 162V161H205ZM1 167H0V211L3 210L2 212L6 214V212L8 210H6V207H8L9 211H13L14 208L13 206H17L16 202H17V196L19 195V191L23 189V187L25 186V184L34 177V172H35V167L34 165H28V164H21L19 165H12L10 164V162L8 163H0ZM261 165V166H260ZM9 166V167H8ZM259 166V167H258ZM135 167V166H134ZM138 167V166H136ZM3 168V169H2ZM33 168V170H32ZM76 168V167H75ZM124 169L122 170L123 173H129V175H134L135 173H137L139 175L140 171H134L135 173L131 174V171L129 170L130 168L127 166L123 167ZM139 168V167H138ZM261 168V169H260ZM9 171H8V170ZM11 169V170H10ZM79 168L75 169V173H78ZM125 170H129V171H125ZM135 170V169H134ZM7 171V172H6ZM14 171V172H13ZM34 171V172H33ZM9 172V173H8ZM12 173V174H11ZM9 174V175H8ZM11 174V175H10ZM136 174V175H137ZM167 174V173H166ZM8 175V177H7ZM161 173H158L156 176H154V178H152L150 180V182L146 185L147 187V191L150 192H157L160 188H162L163 183L162 182H166L167 180V175H164L165 178L161 175ZM254 175V176H253ZM33 176V177H32ZM257 176V177H256ZM260 176V177H259ZM12 177V179H11ZM14 177V178H13ZM27 177V178H26ZM158 177V179H157ZM161 177L163 179H161ZM259 177V178H258ZM4 178V179H3ZM24 178V179H23ZM26 178V179H25ZM30 178V179H28ZM156 178V179H155ZM223 178V179H222ZM156 181H154V180ZM165 179V180H164ZM2 180V181H1ZM28 180V181H27ZM163 180V181H161ZM224 180V181H223ZM5 181V182H4ZM27 181V182H26ZM160 181V182H159ZM4 182V183H3ZM26 182V183H25ZM222 182V183H221ZM16 183V184H15ZM25 183V184H24ZM159 184V185H158ZM162 184V185H160ZM263 184V185H262ZM4 185V186H3ZM24 185V186H23ZM233 185V186H232ZM6 186V187H5ZM220 186V187H218ZM223 186V187H222ZM226 186V187H225ZM160 187V188H159ZM4 188V189H3ZM7 188V189H6ZM10 189V190H9ZM13 189V190H12ZM150 189V190H149ZM218 191H217V190ZM225 189L226 193H229L230 195L232 194V196H235L237 198V202L239 204V209H240V204L241 206L245 207V203L243 200H241L238 196V192L236 190L235 184L234 182H228L225 180V176H224V172H222L221 174V180H217V182H215V184L208 190H205L204 192H202V194H200L197 198H195L191 203H189L187 205V207L183 210V212H181V214H179L180 216H178V218L175 220V222L172 225V229L170 228L169 231H167L164 235L162 236L161 239L163 238V242H166L167 245H170L169 249H170V257H169V261L168 264H219V260H215V252H213V249H215L213 246H217L218 249H220L221 247L223 248L222 252H223V258L222 261H224L225 264H264V189L263 192L261 193L260 196L257 197V199L254 200V203L252 202V206L254 208V210H251L250 212L247 213H243L239 214L238 217L236 219H230L227 215L225 214H221L220 211V207H219V200H218V195L222 192L221 190ZM4 190V191H2ZM6 190V191H5ZM9 190V191H8ZM125 190V189H124ZM124 190L121 192L120 198H124V195L127 194V197H135L137 196L138 198V194H135L133 191H129V192H125ZM2 191V192H1ZM12 191V192H11ZM221 191V192H220ZM235 191V192H234ZM262 191V190H261ZM8 192L10 194L8 199ZM232 192V193H230ZM6 193V194H5ZM14 193V194H13ZM16 193V194H15ZM234 193V194H233ZM5 194V195H4ZM12 194V195H11ZM40 194V193H39ZM37 194L36 199L35 197L33 198V202H32V213L30 214V217L32 218L31 221H33V223H35L38 227H40L39 229L41 230V233L44 234L45 236H49V237H55L54 233L50 234L48 233L49 231L44 229V226L46 224V219H47V215H48V220H50L51 218V213L52 210L62 211L63 213H66V215L68 216V219L72 221V218L74 219L73 221H75L74 223L76 224L77 222V237L78 240L77 241H86L87 244L89 243V239L90 236H87L88 233H85L87 231H89V229L92 227L93 229H95L96 231L100 229V226L98 224H96L97 226L96 228L94 227V223H91V225L87 222H85V211H83L81 208H78L77 210V205H75V202H69L65 197L63 198L62 196H55L51 198V201L54 202V205H52V207L49 205L50 199L49 196L47 197L48 193H42L40 194L41 196ZM74 194V193H73ZM216 194V196H215ZM237 194V195H235ZM3 195V196H2ZM7 196V197H6ZM40 196V197H39ZM3 197V198H2ZM46 197V198H44ZM126 197V195H125ZM6 198V199H5ZM57 198V200L55 199ZM63 198V199H62ZM206 199V200H205ZM240 199V200H239ZM259 199V200H258ZM7 200V201H6ZM36 200V201H35ZM40 202H39V201ZM208 200V201H207ZM6 202V204L4 202ZM13 201V202H12ZM48 203H47V202ZM58 202V203H55ZM68 203H70V205H66ZM207 201V202H206ZM212 201V202H211ZM256 202V203H255ZM15 203V205H14ZM39 203V204H38ZM64 203V204H63ZM73 203V204H72ZM2 204V205H1ZM38 204V205H37ZM59 204V205H58ZM62 204V209L60 208V205ZM75 206L74 208H72L73 206ZM213 204V205H212ZM6 205V206H3ZM11 205V206H10ZM13 205V206H12ZM47 205V206H46ZM57 205V207H56ZM257 205V206H256ZM44 206V207H43ZM59 206V207H58ZM67 206V207H66ZM69 206V207H68ZM241 207V209H242ZM12 208V209H11ZM34 208H38L35 212ZM46 208V209H45ZM52 208V209H51ZM59 208V209H58ZM64 208H66L67 211L64 210ZM68 208V209H67ZM259 208V209H258ZM261 208V209H260ZM42 209V210H41ZM45 209V210H44ZM49 209L50 213H49ZM71 209V211L69 210ZM75 209V210H74ZM258 209V210H257ZM41 210V211H39ZM74 210V211H73ZM78 211V215H77V211ZM217 210V211H216ZM257 210V211H256ZM5 211V212H4ZM8 211V212H9ZM47 211V212H46ZM73 211V213H71ZM81 211V212H80ZM190 211V212H189ZM194 211V212H193ZM202 211V212H201ZM254 211V213H253ZM34 212V213H33ZM39 212V213H38ZM42 212V213H41ZM45 214H44V213ZM12 213H15V211H13ZM70 213V215H69ZM80 213V216H79ZM215 213V214H214ZM219 213V214H218ZM33 214V216H31ZM82 214V215H81ZM245 214V215H244ZM250 214V215H249ZM14 214V217L16 218V216L18 218L16 219H20V215H16ZM243 217H242V216ZM44 216V217H43ZM71 219H70V217ZM204 216V217H203ZM221 218H220V217ZM75 217H77L75 219ZM222 217H226L224 221L222 220ZM250 217V218H249ZM40 218V219H39ZM26 219V218H25ZM24 219V220H25ZM36 219V220H33ZM38 219V220H37ZM220 219V221L224 224H221V222L218 220ZM230 219V220H229ZM42 220V221H41ZM229 220V221H227ZM252 220V221H251ZM23 220H21L22 222ZM51 221V220H50ZM215 221V222H214ZM237 221V222H236ZM20 222V221H19ZM36 222H38L39 224H37ZM83 222V223H82ZM200 222V223H199ZM228 222V223H227ZM236 222V223H234ZM45 223V224H44ZM80 223V224H79ZM227 223V224H225ZM1 222H0V226H1ZM44 224V225H43ZM87 224V225H86ZM93 224V225H92ZM82 225V226H80ZM85 226V227H84ZM2 227V226H1ZM82 227V228H80ZM205 227V229H204ZM84 228V229H83ZM83 229V230H82ZM204 229V231L202 230ZM76 230V231H77ZM193 230V231H192ZM80 231V232H79ZM171 231V232H170ZM200 231V232H199ZM206 231V232H205ZM82 232V233H81ZM203 232V233H202ZM48 233V234H46ZM76 233V232H75ZM50 234V235H49ZM80 234V235H79ZM188 234V235H187ZM82 235V236H81ZM187 235V236H185ZM192 239H189L190 236ZM221 235V236H220ZM177 236V237H176ZM185 236V237H184ZM208 236V237H207ZM82 237V238H81ZM89 237V238H87ZM99 236H95L96 239H98ZM185 238V243L183 242L184 238ZM205 237V238H204ZM196 238V239H195ZM204 238V239H203ZM218 238V239H217ZM81 239V240H80ZM84 239V240H82ZM87 239V240H86ZM92 239V238H91ZM90 239V240H91ZM189 239V240H188ZM195 239V240H194ZM174 242H173V241ZM203 240V241H202ZM220 240V241H219ZM65 241V242H64ZM94 240H92V244ZM168 241V243H167ZM191 241V243H190ZM194 241H196V243H194ZM209 241V242H208ZM216 241V242H215ZM218 241V242H217ZM223 241V242H222ZM69 242V243H68ZM173 242V243H172ZM208 242V243H207ZM213 242V244H211ZM9 244V241L7 242ZM66 243V244H65ZM70 240L68 239H62V241H60V248L64 247L65 245H71L70 244ZM201 243V244H200ZM217 243V245H216ZM7 244V245H8ZM183 244V245H182ZM200 244V245H199ZM211 244V249L209 251V254H205V251L202 252L205 247H208L207 245ZM180 245V247H179ZM175 246V247H173ZM187 246V247H186ZM199 246V247H198ZM203 246V248H202ZM155 245H153L152 247L150 246V249H154ZM173 247V248H171ZM198 247V248H197ZM187 248V249H186ZM175 249H177L175 251ZM193 249V250H192ZM200 249V250H199ZM197 250V251H196ZM173 251V252H172ZM75 255L78 254H82L79 253L75 250H73ZM177 252V253H176ZM200 254H199V253ZM184 253V254H183ZM175 254V255H174ZM183 254V255H182ZM199 255L198 257H196V255ZM180 255V257H179ZM194 255V256H192ZM201 255V256H200ZM173 256V257H172ZM207 256V257H206ZM191 257V258H190ZM173 258V259H172ZM176 258V259H174ZM180 258V259H179ZM182 258V259H181ZM197 258V259H196ZM204 258V259H203ZM210 258V259H208ZM196 259V260H195ZM199 259V261H198ZM173 262H172V261ZM183 260V261H182ZM177 261V262H176ZM188 261V262H187ZM191 261V262H190ZM202 261V262H201ZM212 261V262H211ZM179 262V263H178ZM183 262V263H182ZM197 262V263H195ZM201 262V263H200ZM215 262V263H214ZM131 263V262H130Z\"/></svg>",
  "mask_w": 264,
  "mask_h": 264
}]
</instances>
